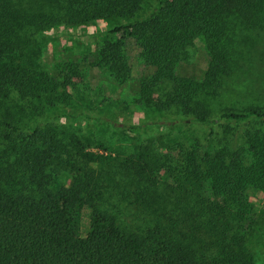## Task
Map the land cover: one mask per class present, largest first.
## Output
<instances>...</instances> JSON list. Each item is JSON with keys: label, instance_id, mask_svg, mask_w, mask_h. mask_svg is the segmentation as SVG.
<instances>
[{"label": "trees", "instance_id": "16d2710c", "mask_svg": "<svg viewBox=\"0 0 264 264\" xmlns=\"http://www.w3.org/2000/svg\"><path fill=\"white\" fill-rule=\"evenodd\" d=\"M263 13L264 0H0V264H254L240 221L254 216L250 194L264 193V129L253 126H264V104L225 108L215 118L211 101L236 70L234 20L258 26ZM94 21L111 26L100 31L106 38L93 60L43 63L38 38ZM130 40L139 47L138 77ZM199 44L207 58H199L201 76L180 75L181 65L198 61ZM89 67L120 85L138 79L124 103L132 118L134 109L160 113L143 122L79 113L96 124L129 135L186 118L253 127L240 145L201 155L193 147L183 161L155 157L154 139H144L118 176L98 175L84 164L111 156L105 140L86 141L52 121L74 119L59 104L74 99ZM94 97L92 110L115 105L101 90ZM58 171L72 174L55 189Z\"/></svg>", "mask_w": 264, "mask_h": 264}, {"label": "rangeland", "instance_id": "374dc122", "mask_svg": "<svg viewBox=\"0 0 264 264\" xmlns=\"http://www.w3.org/2000/svg\"><path fill=\"white\" fill-rule=\"evenodd\" d=\"M152 2L148 4H152ZM147 9L145 8V12ZM261 18V24L253 27L234 20L235 32L232 35L236 70L232 76L227 78L220 95L211 101L215 110V118H218L225 108L264 104V13ZM110 26L111 24L107 21H94L78 27H56L50 30L45 37L37 39L40 57L43 63L51 66H62L68 60L78 62L82 60L84 55L88 54V58L93 60L94 54L101 48L106 38V35H100V31ZM128 43L127 52L131 60L132 76L138 77L143 71L139 62V47L133 40ZM192 50L193 60L198 59L199 61V58H206L202 44ZM194 61L192 64L181 65L178 68V73L194 76V78L200 77L205 66L202 64V60L201 62ZM87 74L90 77L89 80H85L83 77L76 79V89L73 91L74 99L67 104H59L64 111L74 114V119L57 117L52 121L65 123L69 128L79 132L86 141L93 139L94 136L105 140L111 156L103 157L98 162L84 164L86 170L92 169L98 175L118 176L120 174L119 164L124 158L134 155L141 147L144 139H154L151 147L155 157L170 156L183 161L193 147H197L195 150L198 155H201L208 149L218 150L227 143L242 144V136L249 127L260 128L261 126L264 129L262 125L249 126V124H238L226 119L218 120L212 124V122H199L186 118L184 123L175 127L151 123L146 125L143 130H138L135 134L129 135L123 129L96 124L79 113L113 114L117 115L118 120L121 117L124 120L131 119V122L132 120L134 122L151 121L160 113L156 114L157 112L149 110L145 115L140 109H134L135 114L132 118L124 107V103L130 102L133 93L137 92L139 88L138 79L133 78L126 84L120 85L106 71L101 69L89 67L85 75ZM85 81H88V84H85ZM162 86L170 88L171 84L164 81ZM99 90L104 94L105 100L113 102L115 105L112 103L111 107L98 106L92 110L94 104L91 101L94 100V94ZM169 123L171 124V122ZM89 147L92 148L93 146L90 144ZM71 174L68 171L55 172L53 183L55 189L67 183ZM250 199L254 216L253 218H244L240 223L246 228L247 244L252 253L254 264H264V193L250 194ZM88 221L89 210L84 209L81 212V225L84 231Z\"/></svg>", "mask_w": 264, "mask_h": 264}]
</instances>
